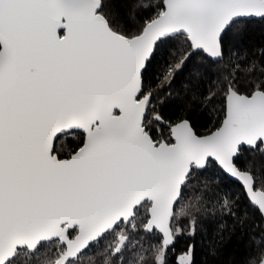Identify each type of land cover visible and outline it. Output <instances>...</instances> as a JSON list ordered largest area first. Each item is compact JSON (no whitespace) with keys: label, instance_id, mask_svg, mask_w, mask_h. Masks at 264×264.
I'll return each instance as SVG.
<instances>
[{"label":"snow or ice","instance_id":"6c2138e0","mask_svg":"<svg viewBox=\"0 0 264 264\" xmlns=\"http://www.w3.org/2000/svg\"><path fill=\"white\" fill-rule=\"evenodd\" d=\"M124 7L133 30L113 18V0H0V264L34 258L44 245L54 248L36 264H77L89 248L101 264H137L128 253L142 233L158 236L154 264H167L183 232L175 222L190 218L194 235L207 211L203 191L189 193L210 168L234 178L264 215L256 191L264 175L240 163L244 152L264 158V80L241 94L226 76L224 118L205 136L187 120L168 124L165 136L154 105L155 88L171 87L198 57L223 60L234 25L264 20V0ZM177 41L179 55L156 76L161 49ZM70 130L82 146L60 158L56 142ZM235 206L217 196L213 212ZM180 264H195L191 245Z\"/></svg>","mask_w":264,"mask_h":264},{"label":"trees","instance_id":"16d2710c","mask_svg":"<svg viewBox=\"0 0 264 264\" xmlns=\"http://www.w3.org/2000/svg\"><path fill=\"white\" fill-rule=\"evenodd\" d=\"M113 2V18L120 27L133 30L130 22H126L128 9L124 7V0ZM180 50L179 41L161 49L167 55H162L154 63L156 76L167 62L179 55ZM188 67L189 70L178 77L171 87L165 84L155 88V112L165 121V136L168 135V124L174 125L182 120H188L201 136L216 130L224 118L222 85L227 83L226 76L234 78L241 94L250 93L256 83L264 80V20L234 25L225 38L223 60L210 63L198 57ZM154 78L150 74L147 82L151 84ZM81 142L82 137L77 131L61 136L56 142L57 155L67 158L72 151L82 146ZM240 163L242 167L251 163L258 177L264 175V158L258 153H242ZM256 189L264 190L259 178L256 180ZM202 191L207 211L199 214L194 235H189L187 231L190 218L181 217L175 222L176 227L183 229V232L178 235L175 246L168 251L167 264H180V258L190 245L194 249L195 264H259L264 257V218L245 197L240 184L226 174L221 175L216 168H210L204 178L194 182L189 198L199 196ZM217 196L230 197L236 201L233 214L213 212ZM157 240L158 236L142 233L139 239L134 238L130 242L128 256L135 257L137 264H141L140 256L146 264H154L151 249L156 246ZM53 248V245H44L34 258L21 253L17 264H36L37 259L50 253ZM96 252L97 248H89L80 256L77 264H101V257Z\"/></svg>","mask_w":264,"mask_h":264},{"label":"water","instance_id":"95a60500","mask_svg":"<svg viewBox=\"0 0 264 264\" xmlns=\"http://www.w3.org/2000/svg\"><path fill=\"white\" fill-rule=\"evenodd\" d=\"M258 18H253L252 20H257ZM63 30H60V34L61 35H63ZM117 111V114H118V110H116ZM188 121V120H187ZM191 124V123H190ZM72 131H76V130H70L69 132H72ZM195 131V130H194ZM215 131V130H214ZM69 132H67V133H69ZM78 132V131H77ZM66 133V134H67ZM210 134V133H209ZM209 134H207V135H209ZM205 136V135H204ZM228 178H230L231 180H233V181H235V182H237L234 178H231L230 176H228ZM238 183V182H237ZM256 191H261L260 189H256ZM254 205V204H253ZM255 206V205H254ZM255 207H257L258 208V206H255ZM263 216V218H264V215H262ZM259 264H264V257L262 258V260L260 261V263Z\"/></svg>","mask_w":264,"mask_h":264}]
</instances>
